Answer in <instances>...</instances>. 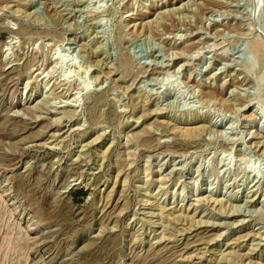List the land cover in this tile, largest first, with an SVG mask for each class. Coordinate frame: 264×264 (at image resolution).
<instances>
[{
  "label": "rangeland",
  "instance_id": "374dc122",
  "mask_svg": "<svg viewBox=\"0 0 264 264\" xmlns=\"http://www.w3.org/2000/svg\"><path fill=\"white\" fill-rule=\"evenodd\" d=\"M0 264H264V0H0Z\"/></svg>",
  "mask_w": 264,
  "mask_h": 264
},
{
  "label": "bare ground",
  "instance_id": "6f19581e",
  "mask_svg": "<svg viewBox=\"0 0 264 264\" xmlns=\"http://www.w3.org/2000/svg\"><path fill=\"white\" fill-rule=\"evenodd\" d=\"M261 46V45H260ZM260 52V51H259Z\"/></svg>",
  "mask_w": 264,
  "mask_h": 264
}]
</instances>
